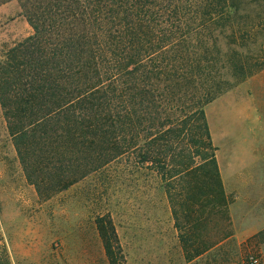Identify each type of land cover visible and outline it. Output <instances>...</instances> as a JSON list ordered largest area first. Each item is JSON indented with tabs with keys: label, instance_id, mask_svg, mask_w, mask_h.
Masks as SVG:
<instances>
[{
	"label": "trees",
	"instance_id": "16d2710c",
	"mask_svg": "<svg viewBox=\"0 0 264 264\" xmlns=\"http://www.w3.org/2000/svg\"><path fill=\"white\" fill-rule=\"evenodd\" d=\"M19 7L32 34L0 55V107L37 194L52 196L132 155L175 183L169 201L189 234L180 237L187 257L220 248L230 236L224 226L210 242L195 232L206 209L225 215L204 106L222 89L220 70L243 79L259 69L215 60L205 42L211 27L228 21L229 0H19ZM104 218L97 230L116 264L117 235Z\"/></svg>",
	"mask_w": 264,
	"mask_h": 264
},
{
	"label": "rangeland",
	"instance_id": "374dc122",
	"mask_svg": "<svg viewBox=\"0 0 264 264\" xmlns=\"http://www.w3.org/2000/svg\"><path fill=\"white\" fill-rule=\"evenodd\" d=\"M229 2L228 21L211 27L205 42L215 60L259 69L243 79L220 70L222 89L204 106L225 215L206 209L195 232L210 242L224 226L230 236L223 245L188 258L180 237L189 234L169 201L175 183L132 155L39 196L24 176L0 107V264H109L97 217L113 224L116 264H264V0ZM31 34L19 0L0 4V55Z\"/></svg>",
	"mask_w": 264,
	"mask_h": 264
},
{
	"label": "built area",
	"instance_id": "2783aa9c",
	"mask_svg": "<svg viewBox=\"0 0 264 264\" xmlns=\"http://www.w3.org/2000/svg\"><path fill=\"white\" fill-rule=\"evenodd\" d=\"M252 264H259V263H257V262L254 260Z\"/></svg>",
	"mask_w": 264,
	"mask_h": 264
}]
</instances>
